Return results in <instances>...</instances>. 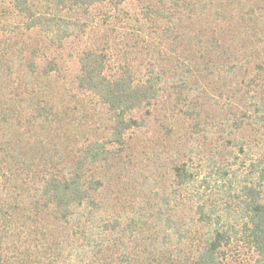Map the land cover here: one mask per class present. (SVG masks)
Wrapping results in <instances>:
<instances>
[{"label":"trees","instance_id":"16d2710c","mask_svg":"<svg viewBox=\"0 0 264 264\" xmlns=\"http://www.w3.org/2000/svg\"><path fill=\"white\" fill-rule=\"evenodd\" d=\"M107 1L50 0L46 13H37L32 0L8 4L26 18L27 29L39 28L60 42L75 28L60 9L86 11ZM125 1L110 0L116 9ZM137 1L139 20L145 21L140 28L151 29L146 54L153 49L173 61L172 53H179L174 57L194 62L197 53L211 74L238 60L236 51L216 53L223 33L217 29L235 25L231 40L243 44L246 94L254 95L239 115L231 110L203 119V103L192 93L198 88L189 85L193 70L182 68L184 61L172 66L166 81L154 71V62L138 76L126 59L111 70L106 52L84 50L77 87L107 106L110 131L101 141L79 146L68 162L42 140L26 153L0 141V264H225L226 248L233 244L254 254L252 264H264V54L259 49L264 48V0ZM234 6L237 10L225 19L221 12ZM206 50L220 58L206 59ZM258 52L263 58L252 62ZM162 91L178 104L171 118L190 120V135L179 137L167 154L152 153L153 166L141 177L150 181L148 189L132 176V195L122 186L120 196L115 163L123 156L126 133L143 124L133 113L155 106ZM39 103L34 102L36 115L50 119L51 108ZM0 117L4 125L3 110ZM206 125L217 129L216 142L195 143L200 133L206 135ZM242 127L239 138L236 131ZM185 142L189 147L181 152Z\"/></svg>","mask_w":264,"mask_h":264},{"label":"rangeland","instance_id":"374dc122","mask_svg":"<svg viewBox=\"0 0 264 264\" xmlns=\"http://www.w3.org/2000/svg\"><path fill=\"white\" fill-rule=\"evenodd\" d=\"M32 1L37 13L51 12L50 0ZM139 7L137 0H126L116 9L109 0L86 11L62 8L60 15L73 22L75 28L71 35L59 42L55 36L46 34L39 28L27 29L26 18L17 16L9 8L8 0H0V112L3 110L6 118V123L0 125V141H9L14 148L25 149L26 153L29 148L34 151L39 146L37 143L42 140L51 149L55 145L68 162L79 146L93 140L101 141L108 136L111 121L107 106L94 95L77 87V77L80 74L78 57L87 49L106 52L111 70L116 69L118 64L125 63L123 60H128L126 62L133 64L129 66L138 76L143 75L150 63L154 62V71L163 75L166 81L170 78L172 66L184 61L181 67L193 70L189 85H196L198 88V91L196 89L192 93L200 96L198 101L203 103V119L217 112L230 114L231 110L239 115V111L248 104L249 94L254 95L255 92L246 94L248 85L243 76V44L231 40L235 37L232 30L235 33L237 27L233 25L235 28L231 30L224 26L223 31L221 25L217 29L218 34L223 33H220L221 42L216 53L223 56L226 50L236 51L238 60L226 59L227 65L223 64L224 68L221 66L220 72L211 74L212 71L203 67L201 56L197 53H193L197 58L194 62L183 56L175 58L179 53H172L173 61L166 60L165 55L159 57L153 49L151 54L150 51L146 54L144 48L147 40L151 39V29L141 30L140 27H145V21L139 20L142 17ZM235 10L236 6L221 13L227 19ZM135 37L139 39V43L133 41ZM140 40H143V46ZM4 49L7 50L6 54L2 52ZM259 49L264 54V48L259 46ZM208 50L204 56L206 59L213 56L220 58L213 54V50ZM253 57H256L255 60H252ZM261 58L263 55L258 52L251 57V61L260 63ZM235 60L237 63L233 62ZM189 62L193 65L189 66ZM32 63L31 67L29 64ZM51 63L55 67L49 68ZM231 66L234 69L231 70ZM160 93L155 106H144L133 113L143 124L126 133V148L124 147L120 162L115 163V173L121 176L117 180L120 196L123 195L122 186L128 188L124 189L125 194L127 192L132 195V186L128 181L132 176L133 179H139L140 183H146L145 188L148 189L150 181H143L141 177L148 174L153 166L152 153L167 154L179 137L187 139L190 135V120L179 116L171 118L178 104L172 96H167L166 91ZM34 102L51 108V116L48 114L50 119L36 115ZM4 120L0 117V121ZM166 128H173L169 135L165 134ZM216 130L206 125V135L200 133L194 142L205 141V146L215 143L218 136ZM236 132L239 138H243V127ZM188 147L189 144L185 142L180 151H187ZM261 197L264 201V183ZM226 249L225 264H252L254 261V254L245 247L233 244Z\"/></svg>","mask_w":264,"mask_h":264}]
</instances>
